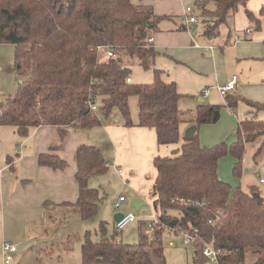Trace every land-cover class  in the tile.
Instances as JSON below:
<instances>
[{
  "label": "trees",
  "instance_id": "trees-1",
  "mask_svg": "<svg viewBox=\"0 0 264 264\" xmlns=\"http://www.w3.org/2000/svg\"><path fill=\"white\" fill-rule=\"evenodd\" d=\"M247 2L196 0L195 17L201 21L202 35L216 37L220 25L239 6L245 7L246 32L260 30L261 21L246 9ZM259 16L264 17V6ZM167 17L130 0H0V44L14 46L16 68L24 77L15 94L1 105L0 124L14 127L22 137L39 125H51L62 142L66 127L89 129L101 124L98 113H90L84 104L90 96L104 117L116 108L125 126L153 127L158 144H173L182 138L180 147L171 154L153 158L156 177L150 195L157 222L151 235L144 232L147 224L154 222L150 217L141 222L135 242L123 241L115 224L108 234L100 222L97 239L93 240L89 231L84 234L81 264H163L165 228L172 229L174 235H194V254L187 264L209 262L202 252L204 244L220 250L218 262L213 264H264L261 193L255 188L245 191L239 185L233 187L218 174L220 159L230 154L233 174L241 176L245 145L258 137L264 141V118L259 117H264V103L231 90L221 105L200 103L191 116L183 112L176 83L165 82L162 72L154 68L158 53L148 41ZM182 18L180 30L187 28ZM100 43H109L114 56L98 50ZM133 64L152 69L153 79L127 82ZM131 96L137 97L136 120L130 117ZM239 103L247 107L248 118L238 122L236 140L201 143L198 127L216 122L223 107L232 111ZM186 120L195 123L188 128L190 137L180 131ZM74 157L78 185L75 207L81 219H89L96 215L102 199L88 182L105 173L108 164L92 144H79ZM37 161L53 168L66 164L49 152L40 154Z\"/></svg>",
  "mask_w": 264,
  "mask_h": 264
},
{
  "label": "crops",
  "instance_id": "crops-1",
  "mask_svg": "<svg viewBox=\"0 0 264 264\" xmlns=\"http://www.w3.org/2000/svg\"><path fill=\"white\" fill-rule=\"evenodd\" d=\"M130 1L138 6L151 7L156 15L169 17L159 22V30L151 36L150 43L158 53L155 57L154 68L162 72L161 78L165 82H175L177 90L181 94L178 105L183 99L192 101L195 108L198 103L221 105L224 96L220 95L216 86L229 81L233 75L237 77L234 89L236 93L247 99L264 103V17L259 16V10L264 6V0H248L246 4V9L259 17L260 30L246 32L249 22L245 15V7L239 6L231 17L234 30L229 29L227 37L219 39L218 44L210 43V39L202 35V26L201 31L194 29L195 24L184 30L178 28L182 24V17L187 7H191L192 14L197 16L196 0ZM208 5L210 9L213 8L210 3ZM140 68L142 67L140 66ZM142 70L144 69L142 68ZM144 71L147 72L148 77L143 81L150 82L153 79L152 69ZM228 71L231 73L230 75ZM130 79L133 83H144L136 81L133 72L130 74ZM205 88H209L210 91L206 97H202L200 94ZM242 108L244 119L248 118L247 107L243 105ZM99 113L101 112H98V116ZM230 115H234L232 111L223 107L220 118L216 122L200 125L198 134L201 126L205 129L225 125L226 131L233 130L235 126L237 129L239 122L237 118H233L235 126L231 127L230 122L224 123V118H232ZM114 121L115 123L106 122L103 127L108 140L106 146L109 145V149L112 147L110 154L113 163L117 172L123 173L126 178H129V182L134 188L132 202L134 201L137 207H133L139 209L148 203L152 209L153 197L150 195V189L156 177L153 158L157 155L171 154L177 148V143L158 144L153 127L125 126L121 120L114 119ZM103 122L105 121L99 125H102ZM66 128V137L60 142L57 128L51 125H39L31 129L26 137H22L16 133L14 127L0 124L1 236H3L2 239L6 237L9 242L16 245L17 249L14 254L18 250V245H24L21 258L24 259L25 254H29L30 260L36 264H69L68 254L70 253H64L69 248L66 246L63 249L64 252L60 251L66 239L60 241L61 246H54L51 239H43L42 233L47 235L45 225L47 221L58 220L59 216L67 217L68 210L71 208L74 212L77 211L75 207L78 197V185L74 176L76 171L75 149L82 143L96 146L93 142H87L83 140L85 137L80 136L81 131L92 128ZM188 128H185L186 131ZM96 147L100 149L98 145ZM48 152L64 160L65 166L53 168L39 165L38 156ZM104 158L109 164V158L105 156ZM141 183H145L144 189L140 188ZM124 203L125 198L121 200L120 204ZM77 214L79 216L78 211ZM144 221H137L139 229L131 238L122 235L123 241H137L141 222ZM18 223L22 229L21 232L7 233L5 231L6 224L10 228H16ZM111 232L107 231L108 234ZM168 237L171 235L169 234ZM45 242H49L51 245L49 246ZM169 243L174 244L171 241ZM28 244L32 246L28 247ZM44 252L49 253L47 262L44 261ZM77 258L78 264H81V251L80 257ZM52 259L54 261H51ZM20 263L19 260L16 262V264Z\"/></svg>",
  "mask_w": 264,
  "mask_h": 264
},
{
  "label": "rangeland",
  "instance_id": "rangeland-1",
  "mask_svg": "<svg viewBox=\"0 0 264 264\" xmlns=\"http://www.w3.org/2000/svg\"><path fill=\"white\" fill-rule=\"evenodd\" d=\"M198 19V18H197ZM232 18H228L225 23L221 24L219 27V33L216 37L210 39V43L218 44L219 39L226 38L228 35L229 29L233 31ZM194 29H198L201 31V21L198 19L197 24H195ZM193 29V27H192ZM131 70L133 69V75L135 80L138 82H147L145 80L147 76V72L142 70L140 66L133 64L129 66ZM229 72V71H228ZM231 73L229 72V75ZM23 76L19 75L18 70L16 68L15 56H14V46L10 43H1L0 44V106L5 103L6 99L9 96H13L20 84V81L23 80ZM180 82V81H179ZM181 83V82H180ZM183 85V83H181ZM219 98V97H218ZM221 100V99H220ZM208 102V100H206ZM221 102V101H220ZM197 104V103H196ZM200 104V103H198ZM222 104V103H221ZM180 109L185 112L188 116H191L192 110L195 109V106L192 104V101L183 99L179 104ZM243 105L239 103L235 110H232L234 115H230L232 118H224V123L230 122L231 127L235 126V118L240 122L244 120L243 113ZM1 110V108H0ZM129 110L130 117L132 120L137 118L138 107H137V97L131 96L129 98ZM101 121H105L102 125H99L90 130L81 131L80 136L85 137L83 140L87 142H93L96 146L100 147L101 153L109 158V163L107 166V171L101 175L92 177L89 181L90 187L98 189L99 197L102 199L98 205V210L95 216L89 218L85 221L79 220V216L77 211L71 208L68 210V216L62 217L59 216L58 220H53L51 222L47 221L46 232L47 235L42 233L43 239H51L54 246H61L60 241H65V244L62 245L60 251L64 252V248L67 246L69 250L64 253L68 254L70 258H68L69 264H78V258L80 257V246L81 242L84 240V234L86 230L90 232V237L94 240L97 239L99 235L98 226L100 222L105 224L107 231L111 232L114 229V214L120 212L124 213H132L136 218L135 220H147L153 212L150 205L147 203L141 206L139 209H136L132 205V196L134 194V188L130 184L129 178H126L125 175L120 172H117L116 166L113 163V159L111 156L110 146H106L108 140L106 139V135L104 134V124L106 122L115 123L114 119L121 120L123 119L119 114V111L114 108L109 113L108 117H104L102 113H99L98 116ZM260 118H263L261 115ZM234 118V119H233ZM109 119L108 121H106ZM123 125V124H122ZM195 126V123L186 120L181 123L180 131L183 135L186 131L185 128ZM199 139L202 143H207L208 145L217 143L218 141H227L232 142L236 140V126L233 130L226 131V126H217L216 128H205L202 126L199 128ZM201 133V134H200ZM182 142V138L177 142V148L180 147ZM234 158L227 154L223 156L219 161L218 166V174L220 178L224 181H229L230 184L234 187L239 185L245 191H249L251 188H255L258 192L261 193V196L264 199V187L259 182L260 177L264 178V141L263 137H258L254 141H249L245 145V150L242 155L241 160V176H236L233 174L232 166H233ZM146 187L145 183L140 184V188L144 189ZM120 196L125 198V203L120 206ZM77 221V222H76ZM79 221V222H78ZM132 222L127 224L122 230L119 231V237L126 236L131 238L139 229L138 222ZM16 228H10L7 224L5 225V231L7 233L11 232H21L19 223ZM173 231V230H172ZM171 229L165 228L163 230V264H187L191 262V258L194 254V245L191 243H184L183 236L174 235ZM41 232V231H39ZM169 234L171 237H168ZM0 236H1V228H0ZM3 236L0 237V254H1V243L3 241H8L6 237L2 239ZM12 241V240H11ZM174 242L171 245L169 242ZM9 242V241H8ZM11 243V242H10ZM46 243V242H45ZM49 246L51 243H46ZM32 245L28 244V247ZM48 246V247H49ZM23 247L24 245H18V250L15 254L12 255L10 264H16V262L21 261L20 264H36V262H32L30 260V255L25 254L24 259L23 256ZM50 248V247H49ZM57 248V247H56ZM27 247L25 248V251ZM57 252V251H56ZM49 253L44 252V261L47 262V257ZM51 261H54L52 259ZM2 262V255H0V264ZM206 264H211V262H206Z\"/></svg>",
  "mask_w": 264,
  "mask_h": 264
},
{
  "label": "built area",
  "instance_id": "built-area-1",
  "mask_svg": "<svg viewBox=\"0 0 264 264\" xmlns=\"http://www.w3.org/2000/svg\"><path fill=\"white\" fill-rule=\"evenodd\" d=\"M184 21H185V25L187 28H189L191 25L193 24H197V18L192 14V9L191 7H187L185 9V14H184ZM152 40V37L148 38V41L150 42ZM98 50H102L105 49V53L107 56H114L113 50L110 47L109 43L105 44V43H100L97 46ZM127 82H130L131 79L130 77H128L126 79ZM236 81H237V77L235 75L232 76V78L225 82L224 84L221 85H217L216 88L219 91L220 95L224 96L226 94V92L234 90L236 87ZM210 89L209 88H205L202 90L201 92V96L202 97H206L209 94ZM84 104L87 106L88 110L90 113L92 114H96L99 111V104L97 103V101H95L94 99H91L90 96H86V98L84 99ZM259 182L262 184V186L264 187V178L260 177ZM120 199L122 200L123 198L120 197ZM135 216L132 213H124L122 215V217L115 221V227L120 230L122 228H124L127 224L133 222L135 220ZM150 218H152L154 220L153 223H148L144 232L147 235H151V233L154 230L155 224L157 222V218H156V214L155 212H153L150 215ZM183 236V241L184 243H191L194 240V235L187 233V232H183L182 233ZM17 247L16 245L8 242V241H3L1 243V255H2V262L1 264H9L12 258V255L14 254V252L16 251ZM203 254L208 258L209 262L213 263H217L218 262V255L220 254V250L214 248L212 245L210 244H204L203 249H202Z\"/></svg>",
  "mask_w": 264,
  "mask_h": 264
},
{
  "label": "water",
  "instance_id": "water-1",
  "mask_svg": "<svg viewBox=\"0 0 264 264\" xmlns=\"http://www.w3.org/2000/svg\"><path fill=\"white\" fill-rule=\"evenodd\" d=\"M21 82V81H20ZM190 135H191V129H188L187 131H186V136L187 137H190ZM123 204H120V206H122ZM132 205L134 206V207H137V205L135 204V202L133 201L132 202ZM122 213H120V212H117V213H115L114 214V220L115 221H117V220H119L121 217H122Z\"/></svg>",
  "mask_w": 264,
  "mask_h": 264
}]
</instances>
